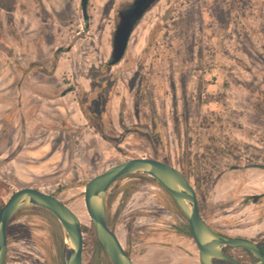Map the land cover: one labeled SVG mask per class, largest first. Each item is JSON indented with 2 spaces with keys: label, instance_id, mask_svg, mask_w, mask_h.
<instances>
[{
  "label": "rangeland",
  "instance_id": "1",
  "mask_svg": "<svg viewBox=\"0 0 264 264\" xmlns=\"http://www.w3.org/2000/svg\"><path fill=\"white\" fill-rule=\"evenodd\" d=\"M131 1L88 0L84 19L80 0H0V207L25 186L57 197L86 215L82 264H113L84 185L154 158L189 179L211 228L264 247V197L249 199L264 194V0H155L108 65L118 9ZM105 201L133 264H201L185 217L148 177L117 179ZM6 236L4 264H62L50 211L20 209Z\"/></svg>",
  "mask_w": 264,
  "mask_h": 264
},
{
  "label": "water",
  "instance_id": "2",
  "mask_svg": "<svg viewBox=\"0 0 264 264\" xmlns=\"http://www.w3.org/2000/svg\"><path fill=\"white\" fill-rule=\"evenodd\" d=\"M145 1L135 0L127 10L118 11L108 65H113L122 59L134 25L150 7L152 0L142 8L141 5ZM87 3L88 0H80L84 19H87ZM135 174L148 177L170 194L186 219L201 264H215L214 260L227 261L231 264H264V252L254 240L223 235L205 222L199 210L196 191L181 170L167 162L146 157L130 158L110 165L92 176L84 185L83 199L86 211L96 238L113 264H133V261L121 245L115 231L107 223L106 194L117 179ZM258 198V194L249 196L253 202ZM26 206L42 207L50 211L59 221L64 234L62 264H82L83 240L78 217L57 197L29 186L18 188L0 207V264L5 263L7 224L20 209ZM234 247L248 251L255 260L249 263L242 262L224 251V248Z\"/></svg>",
  "mask_w": 264,
  "mask_h": 264
},
{
  "label": "flooded vegetation",
  "instance_id": "3",
  "mask_svg": "<svg viewBox=\"0 0 264 264\" xmlns=\"http://www.w3.org/2000/svg\"><path fill=\"white\" fill-rule=\"evenodd\" d=\"M135 0H132L130 3H127V4H125V5H123L120 9H118V11L119 10H127L128 8H130L131 7V5H132V3L134 2ZM151 1V0H150ZM155 0H152L151 2H150V5L154 2ZM148 3H149V0H146L142 5H141V7L142 8H144L145 6L144 5H148ZM147 10V9H146ZM144 14V13H143ZM142 17V16H141ZM140 20V19H139ZM139 20H137V23H138V21ZM136 23V24H137ZM135 24V25H136ZM135 25H134V27H135ZM129 43V42H128ZM259 195V198L257 199V201H259L260 199H262L263 197H264V194H262V193H259L258 194ZM217 232V231H216ZM116 233V232H115ZM219 233V232H218ZM116 235H117V233H116ZM117 237H118V235H117ZM118 239H119V237H118ZM119 241H120V243H121V245L123 246V248H124V245L122 244V242H121V240L119 239ZM256 242V241H255ZM257 243V242H256ZM257 245L259 246V248H260V250L262 251V252H264V250L262 249V248H264L260 243H257ZM224 251L226 252V249L224 248ZM255 260V259H254ZM253 260V261H254ZM216 261H218V260H216ZM216 261L214 260V263H216ZM252 261V262H253ZM229 263V262H228ZM231 264V263H230Z\"/></svg>",
  "mask_w": 264,
  "mask_h": 264
},
{
  "label": "trees",
  "instance_id": "4",
  "mask_svg": "<svg viewBox=\"0 0 264 264\" xmlns=\"http://www.w3.org/2000/svg\"><path fill=\"white\" fill-rule=\"evenodd\" d=\"M180 231L182 233H189V230H188V224L186 223L185 225H183L181 228H180ZM264 250V248H262Z\"/></svg>",
  "mask_w": 264,
  "mask_h": 264
},
{
  "label": "bare ground",
  "instance_id": "5",
  "mask_svg": "<svg viewBox=\"0 0 264 264\" xmlns=\"http://www.w3.org/2000/svg\"><path fill=\"white\" fill-rule=\"evenodd\" d=\"M71 209V208H70ZM72 210V209H71ZM73 211V210H72ZM74 212V211H73ZM78 219H79V222H83L86 220V215L85 214H81V215H78L77 213L75 214Z\"/></svg>",
  "mask_w": 264,
  "mask_h": 264
}]
</instances>
